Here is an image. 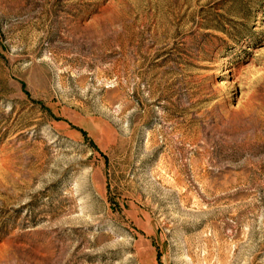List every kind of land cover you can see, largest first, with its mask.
Returning a JSON list of instances; mask_svg holds the SVG:
<instances>
[{
    "label": "rangeland",
    "instance_id": "374dc122",
    "mask_svg": "<svg viewBox=\"0 0 264 264\" xmlns=\"http://www.w3.org/2000/svg\"><path fill=\"white\" fill-rule=\"evenodd\" d=\"M0 264H264V0H0Z\"/></svg>",
    "mask_w": 264,
    "mask_h": 264
}]
</instances>
